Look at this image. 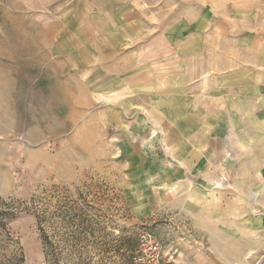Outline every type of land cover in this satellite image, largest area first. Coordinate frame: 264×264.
I'll return each mask as SVG.
<instances>
[{"label": "rangeland", "instance_id": "rangeland-1", "mask_svg": "<svg viewBox=\"0 0 264 264\" xmlns=\"http://www.w3.org/2000/svg\"><path fill=\"white\" fill-rule=\"evenodd\" d=\"M170 1L112 49L65 0H0V264H136L143 232L167 264H264V55L160 52Z\"/></svg>", "mask_w": 264, "mask_h": 264}, {"label": "crops", "instance_id": "crops-1", "mask_svg": "<svg viewBox=\"0 0 264 264\" xmlns=\"http://www.w3.org/2000/svg\"><path fill=\"white\" fill-rule=\"evenodd\" d=\"M58 1L34 0V3L55 5ZM65 1L74 5L82 22L91 23L95 45L105 41L112 49L117 43L116 38L128 37L120 33L123 31H120L121 24L132 21L134 7L143 3V0ZM156 4L160 6V1ZM166 5L172 7L166 19L170 24L152 36L159 49L165 46L160 52L179 54L183 49L188 55V63L194 64L197 55L208 52L203 48L213 39L226 40L242 52L257 55L255 62L252 59L253 62L247 61L237 68H260L259 57L264 55V0H171ZM98 53L96 49L95 54ZM261 258L255 264H259Z\"/></svg>", "mask_w": 264, "mask_h": 264}, {"label": "built area", "instance_id": "built-area-1", "mask_svg": "<svg viewBox=\"0 0 264 264\" xmlns=\"http://www.w3.org/2000/svg\"><path fill=\"white\" fill-rule=\"evenodd\" d=\"M133 260L136 264H167L162 246L149 232L139 235L138 248L134 253Z\"/></svg>", "mask_w": 264, "mask_h": 264}]
</instances>
